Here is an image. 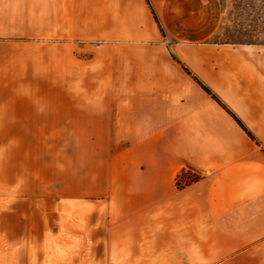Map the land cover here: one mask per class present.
Here are the masks:
<instances>
[{
    "label": "crops",
    "instance_id": "obj_1",
    "mask_svg": "<svg viewBox=\"0 0 264 264\" xmlns=\"http://www.w3.org/2000/svg\"><path fill=\"white\" fill-rule=\"evenodd\" d=\"M229 8L0 0V264H264V44ZM40 137L92 166L41 179Z\"/></svg>",
    "mask_w": 264,
    "mask_h": 264
},
{
    "label": "rangeland",
    "instance_id": "obj_2",
    "mask_svg": "<svg viewBox=\"0 0 264 264\" xmlns=\"http://www.w3.org/2000/svg\"><path fill=\"white\" fill-rule=\"evenodd\" d=\"M224 26L222 38L235 42L264 44V0H230ZM87 140L90 139L40 137L37 156L39 165L44 169L41 179H46L47 170H50L51 175L53 165L56 180H59L58 174L63 170L70 176L76 174L80 177L82 171L92 166L88 164L92 161V156L94 157V146L87 144ZM196 175L198 174L193 172L180 176L177 183H189Z\"/></svg>",
    "mask_w": 264,
    "mask_h": 264
},
{
    "label": "trees",
    "instance_id": "obj_3",
    "mask_svg": "<svg viewBox=\"0 0 264 264\" xmlns=\"http://www.w3.org/2000/svg\"><path fill=\"white\" fill-rule=\"evenodd\" d=\"M185 184H187V182H185L183 184L182 183H179V184L177 183V186L181 187L182 185H185Z\"/></svg>",
    "mask_w": 264,
    "mask_h": 264
}]
</instances>
